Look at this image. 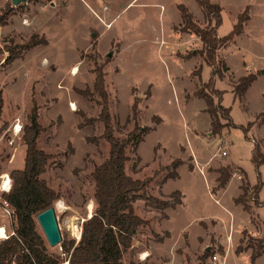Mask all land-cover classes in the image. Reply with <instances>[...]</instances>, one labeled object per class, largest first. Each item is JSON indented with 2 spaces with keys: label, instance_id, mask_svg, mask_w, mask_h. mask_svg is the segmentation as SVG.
Listing matches in <instances>:
<instances>
[{
  "label": "rangeland",
  "instance_id": "1",
  "mask_svg": "<svg viewBox=\"0 0 264 264\" xmlns=\"http://www.w3.org/2000/svg\"><path fill=\"white\" fill-rule=\"evenodd\" d=\"M71 1V9L65 11L67 0H26L17 5H13L10 0H0V17L7 19L6 27L0 26L1 46L6 43L22 44L32 34H37L38 38L42 37L47 42L38 45L40 51L28 55L26 53L31 48L24 51L18 57L23 59L14 65L12 62L0 65V93L3 98L0 126L4 123L7 125L0 130V173L10 175L12 169L23 167V127L27 123L31 100L34 99L39 108L38 121L45 128L37 139V146L52 155L40 178L60 195L53 205L61 202V207L56 208L55 205V209L62 240L77 242L75 229L78 230L88 217L87 206L90 201L91 212L94 209L91 172L94 165L108 157L109 149L108 142L103 138H99L96 143L86 141L88 136L101 135L102 123H83L77 113L81 111L86 117L93 118L99 112L94 100L76 92V89L86 86L92 89L93 62H96L97 66H103L115 136L124 137L136 124L154 127L156 123L155 118L152 119L153 115L161 119L144 136L136 150L131 145L126 151L129 157L125 164L126 173L133 178L150 181L145 195L156 196L163 177L170 171L172 160H182L177 168L178 179L167 180L162 191L181 190L185 194L186 206L174 212L169 223L158 225L169 228L173 231V237L179 240L180 225L194 218H218L222 228L229 224V220L235 225L245 223L247 212L233 206V212L228 214L224 207L215 204L206 188L205 179L198 171L191 172L187 164L191 169L193 163L200 167L203 164L204 174L211 176L216 175L219 167L229 165L231 176L235 174L241 183H248L247 178L252 185L258 180L263 182L259 199L264 201V163L256 168L251 161L254 143L259 145L264 154V120L256 119L264 110V0H210L221 6L222 20L217 28L218 36L231 31L237 15L245 8L248 16L243 31L216 52L217 60L225 61L231 71L224 72L221 78L216 77L215 87L224 91L221 104L230 108L232 122L237 127L225 126L220 134L211 135L208 134L209 116L203 110L204 100L192 95L199 86V78L193 71L200 67V80L205 82L210 77L211 67L200 55H193L201 49L199 39L180 31L179 4H183L200 25L206 23L195 0H133L127 7L126 4L131 0H105L108 2L107 13L115 16L111 23L101 13L93 11L94 7L102 9V0ZM49 2L53 3V7L48 6ZM42 4H46V13L37 17L35 14L40 12ZM104 22L109 23L110 27L105 28ZM16 23L25 28L21 30ZM87 26L91 27L85 38ZM96 29L103 31L98 40L103 55L97 50ZM87 42L95 43V46L85 48ZM118 42H122L125 49L115 59L113 54L119 46ZM40 53L44 54V66L39 63ZM109 53L111 56H108ZM5 55L0 57V63ZM187 55L191 56L184 58ZM74 66L78 71L73 75L71 70ZM248 74H255L256 79L248 87L245 100L239 102L229 90L234 81ZM93 97L97 99L95 94ZM134 97L138 99L136 116L131 112ZM71 102L75 104L74 110L70 106ZM15 118L20 120L22 131L20 138H15L10 144L12 136L7 129ZM259 120L263 122L259 124ZM248 122L253 124L246 139L238 126H245ZM221 123L226 125V120L221 119ZM222 151L226 155H221ZM240 167L247 176H244ZM209 188H212L211 184ZM237 188L235 182L230 180L222 205L234 204ZM250 191L251 187L248 193ZM166 196L158 198L165 199ZM138 200L136 214L142 216L143 212L149 211L146 214L153 215V223L156 222L155 218L163 217L162 210H151L143 199ZM250 201L248 199L247 203L250 204ZM254 206L250 205L251 212L255 214ZM257 212L264 219V204L258 207ZM15 224L16 221L5 218L0 209V225H5L9 232ZM200 224L203 228L208 227L207 235L199 232L190 247L186 240V245L177 250L181 258L178 264H212L210 257L213 254L219 255L220 263L223 261V246L216 244L210 226L204 222ZM190 226H187L189 232L196 233L197 228ZM262 229L259 224L255 233L242 230V246L253 243L255 239L264 240ZM37 230L42 234L38 224ZM145 234L152 240H158L156 236H160L154 232L148 236V230ZM143 237L141 235L140 239ZM145 242L148 244L147 240ZM47 248L50 253L59 254L61 259L64 257L60 244L53 247L47 244ZM137 255L135 251H126L125 260L131 261L130 264H141L138 259L132 258ZM166 260L148 258L144 264H165ZM224 264H264V253L253 263L248 253H226Z\"/></svg>",
  "mask_w": 264,
  "mask_h": 264
},
{
  "label": "trees",
  "instance_id": "2",
  "mask_svg": "<svg viewBox=\"0 0 264 264\" xmlns=\"http://www.w3.org/2000/svg\"><path fill=\"white\" fill-rule=\"evenodd\" d=\"M206 21L205 25H200L189 10L179 4L178 9L181 17L180 31L195 35L201 42V49L193 55H200L203 61L211 67L210 77L207 81L200 80V67L193 73L199 78V86L193 91L194 96L202 98L205 102L204 111L210 117L211 134H220L225 126L237 127L232 122L230 108L223 106L222 90L215 87L216 77L221 78L229 67L223 60H217V50L228 45L244 28L248 16L244 11L237 15V21L231 31L224 35H217V28L221 24V6L210 0H195ZM7 19L0 17V26H4ZM46 39L32 34L28 40L22 44L0 45V56L7 53L2 60V65L11 63L15 58L22 55L24 51L42 44L45 45ZM95 43H91L93 48ZM187 55L184 58H189ZM94 79L92 89L87 86L84 89H76L79 94L94 100L99 106V112L96 117H86L83 112L77 111L82 117L83 123L101 122L103 130L100 136H88L86 141L96 143L99 138H103L109 144L108 157L94 165L91 176L94 181V209L90 217L85 218L81 224V234L77 242L74 240H62L60 249L62 250V259L59 254L50 253L47 248L44 236L37 230L35 215L40 211L53 205L54 201L59 199L60 195L50 188L40 175L44 173L45 166L52 155L46 153L37 146V139L44 131V127L38 121V105L34 99L31 100V107L27 114V123L23 127V143L25 144L24 163L22 168L12 169L10 178L12 180L11 189L4 193L2 197L11 205L16 224L14 226V235L0 239V264H62L68 261V264H125L122 260L123 253L131 247L133 236L139 226L148 225V221L143 220L135 214L133 201L143 199L147 206L158 210L165 208H174L181 203V193L176 190L166 196L165 199L146 196V189L150 181L137 179L129 176L125 170V164L129 159L126 151L132 145L136 150L139 143L143 141L145 134L153 130V126L136 124L133 129L128 131L124 137L114 135V126L112 117L108 108L109 94L106 90L103 66H97L93 62ZM256 79L255 74L240 76L233 82L232 92L240 101H243L245 92ZM97 96L94 99L93 95ZM150 96V94H149ZM138 99L133 98L131 112L136 116ZM3 98L0 93V118L2 114ZM155 123L158 124L161 119L153 115ZM221 119L226 120V125L221 123ZM256 119L264 120V110L260 112ZM248 122L245 126H238L248 139L247 132L252 126ZM4 123L0 130L5 129ZM251 161L256 168L264 163V154L261 152L257 143L253 144L251 151ZM182 163L180 158H175L170 163V171L162 182L168 178L175 179L178 166ZM189 169L191 167L189 166ZM217 188H223L231 177L230 166H221L217 169ZM241 172L246 176L244 170ZM263 182L258 180L251 187L248 193V183H241V193L234 198L235 204H242L243 209L250 213L251 207L247 203L248 199L253 201L255 206L264 204L259 200V191ZM164 217V213L162 214ZM264 226V220L262 221ZM163 236H168L164 233ZM163 236H156L157 241H162ZM243 239L236 246V254L250 248V262L253 263L264 251V240L255 239L253 243L242 246ZM222 251V250H221Z\"/></svg>",
  "mask_w": 264,
  "mask_h": 264
},
{
  "label": "crops",
  "instance_id": "3",
  "mask_svg": "<svg viewBox=\"0 0 264 264\" xmlns=\"http://www.w3.org/2000/svg\"><path fill=\"white\" fill-rule=\"evenodd\" d=\"M81 1H84L86 2L85 0H81ZM92 1H95V0H92ZM133 2V0L129 1L127 4H126V7L129 6L131 3ZM51 2L48 3V6L50 7H53V5L50 4ZM102 3H103V6H102V9H98V8H93V11H95L96 13H101L102 16L105 17L106 21H110V23L114 20L115 16H111V14H108L107 11H108V2H106L105 0H102ZM67 4H68V7L66 9H64L65 11L71 9L70 5H72V1L71 0H67ZM57 5V4H56ZM45 6L46 4H42L40 6V9H39V13L35 14V16L38 17V15H41L42 13H46L45 12ZM55 6V5H54ZM123 6V4L121 5ZM93 7V6H92ZM69 8V9H68ZM94 12V13H95ZM203 16V15H202ZM106 23V22H104ZM181 23V22H180ZM179 24V23H178ZM17 25V23L15 24ZM21 30L24 29L25 27L23 25H17ZM6 27V25H5ZM91 26H87L85 31H84V37L86 38V36L89 34V29H90ZM110 27V26H109ZM105 28H108V27H105ZM97 30V29H96ZM98 31V36L96 37V41H97V50L98 52L102 54L103 50H100L99 47H98V40L100 38V35L102 34V30H97ZM38 32V31H37ZM48 40V39H47ZM114 40H112L111 42H113ZM200 41V40H199ZM110 42V43H111ZM119 43V46L117 47V49L114 50V54H113V57H115V59L121 55V52L125 49V46L122 44V42H118ZM201 43V42H200ZM7 44V43H6ZM8 45V44H7ZM91 46V44H87L84 46L85 48H88V46ZM110 45V44H109ZM108 46V45H107ZM82 47V48H84ZM38 48V45L34 46L31 48V50L29 52L26 53V55H28L29 53L31 52H34V51H40L37 49ZM80 48V49H82ZM107 49V47L105 48ZM104 49V51H105ZM107 52V51H106ZM4 54L7 55V53L5 52ZM6 55L4 56V58L6 57ZM26 55H24L23 57H25ZM42 55V56H41ZM0 57H3V54L0 56ZM38 57H40V60H39V63L42 64V66H44V63H43V58H44V54L40 53L38 55ZM3 58V59H4ZM20 59H23V58H15L13 61H12V64L14 65L16 62H18ZM0 61H1V58H0ZM37 64V63H36ZM0 65H2L0 63ZM70 67V66H69ZM117 70H118V67H116ZM229 71L230 68H229ZM232 89L233 87L231 86V90H229L230 92H232ZM245 95H246V92H245ZM245 95H244V98H245ZM194 97V96H193ZM192 97V98H193ZM149 98V97H148ZM190 98V99H192ZM234 98H236L234 96ZM243 98V100H245ZM188 99V100H190ZM237 99V98H236ZM238 100V99H237ZM239 101V100H238ZM240 102V101H239ZM204 108H205V102H204ZM71 110V109H70ZM204 110V109H203ZM73 111V110H71ZM208 114V113H207ZM209 116V115H208ZM14 121V120H13ZM12 121V122H13ZM161 122V121H160ZM159 122V123H160ZM263 121H260L259 120V124L262 123ZM209 124H210V117H209ZM157 124H155L154 128L156 127ZM153 128V129H154ZM209 128H210V125H209ZM209 128H208V131H209ZM228 132V131H226ZM226 132H223L224 134ZM146 135V134H145ZM248 135V134H247ZM187 152V151H186ZM192 154V153H191ZM226 155V154H225ZM194 156V155H193ZM196 160V159H195ZM185 163V162H184ZM237 166V165H236ZM239 167V166H237ZM187 168L189 169V166L187 164ZM241 168V167H240ZM203 164H202V167H200V165L198 164H194L193 163V167L192 169H189L191 172L193 171H198L199 174L205 179V182H206V188L207 190L210 192V195H212L213 197V200L215 202V204H218V205H221L222 207H224V209L227 211L228 214H231L233 212V209L234 207L238 206L239 208H241V210L245 211L243 209V206L242 204H232V205H222L223 204V196H224V193H225V190L228 186V184L230 183V180H232L233 182H235V185L238 187L237 188V194L234 198H236L242 191L240 189V185H241V182L237 180L235 174L234 176H231V178L228 180L227 184L223 187V188H217V177L219 175L218 172H216V175H213L211 176L210 174L206 175L204 174L203 172ZM242 169V168H241ZM177 170V169H176ZM200 170V171H199ZM244 170V169H242ZM178 173V172H177ZM246 173V172H245ZM179 175V174H178ZM247 176V175H246ZM179 177V176H178ZM175 178V179H178ZM171 178H168L167 180H169ZM236 179V180H235ZM166 180V181H167ZM163 182L160 186H159V192L157 193V195H153L154 197H161V196H165V195H169L171 192L173 191H180L181 193V203L180 204H177L174 208H171V207H168V208H165L163 209V213H164V217L160 218V219H156V222L153 223V221L151 220V217H153V215H150L149 214L147 215L146 213H149L148 212H143L142 216H139L138 214H135L138 215L140 218H142L143 220H146L148 221V225L146 226H139L135 235L133 236V240H132V244H131V247L129 249H127L126 251L128 252H133L135 251L136 253H138L137 256H134L132 258H136L138 259V262L141 263V264H144V261H147L148 258L149 259H152L154 258V260H161L162 258H166V262L165 264H178V262L181 260L180 258V255L177 254V250L179 248H182V246L186 245L185 244V241L187 240L188 241V247L192 246V244L194 243V239L196 240L197 239V235H199L200 233H204L205 235H207L206 231L208 229L207 228H203V226L200 224L201 222H204L207 226H210V231L211 233H213L214 235V238L216 239V244H220L221 246H223V250H224V254L222 255V259L223 261H221V264H224V258H225V255L226 253L229 254L231 252H234L236 246L240 243V240L243 239L241 235V231L242 230H247V232L249 233H255V229L259 226V224L262 225L263 227V232H264V226L262 224V221L264 219H262V217L259 216V213L257 212V209L259 206H254L253 209H255V214L252 213V208L250 210V213L247 212V219L244 220L245 223H240L239 225H235V223L233 222L232 224L230 223V220H229V224L225 227V228H222V226L220 225L219 223V219L218 218H209V219H200V218H194L192 220H189L188 222L186 223H183L180 225V230H179V234L180 237H179V240L175 239L173 237V231H171L169 228H162L160 225V223H169V221H171V218H172V214L178 210H180L181 208H184L186 206V202H185V194H183L181 192V190L179 189H174L170 192H165L164 189L162 191V187L164 186V184L166 183ZM247 182H248V185L250 187H252L253 185L249 182L248 178H247ZM212 185V188L210 189L209 188V185ZM259 196V195H258ZM233 198V199H234ZM260 200V199H259ZM139 200H135L133 201L132 205H133V208H134V211H135V208L136 205H138V202ZM261 201V200H260ZM234 202V201H233ZM253 204V201H250V204L249 205H252ZM234 206V207H233ZM151 210H153V208L151 207H147ZM160 211V210H159ZM157 214V213H155ZM154 214V215H155ZM230 216V215H229ZM159 224V225H158ZM195 226L197 228V232L196 233H190L187 226ZM1 226V225H0ZM5 226V225H4ZM146 230H148V233L149 235L148 236H151L153 235L152 233H157L158 235L160 236H163L162 234L164 233H168V236H163V239L162 241H157V240H152L151 238H148L147 235L145 234ZM200 232V233H199ZM160 233V234H159ZM142 236H145L143 237V239H140V237ZM186 237V239H185ZM148 241V244L147 242L145 241ZM251 242L247 243V244H250ZM148 245V246H146ZM136 248V250H135ZM126 251L123 253L122 255V260L125 264H130L131 261H126L125 260V254H126ZM182 251L185 252L184 249H182ZM250 251L251 249L248 248L238 254H236L234 252V254L236 255H241V254H245V253H248L250 255ZM264 253V251H263ZM262 253V254H263ZM261 254V255H262ZM150 255H152V257H150ZM260 257V256H259ZM257 259V258H256ZM181 263V262H180Z\"/></svg>",
  "mask_w": 264,
  "mask_h": 264
},
{
  "label": "built area",
  "instance_id": "4",
  "mask_svg": "<svg viewBox=\"0 0 264 264\" xmlns=\"http://www.w3.org/2000/svg\"><path fill=\"white\" fill-rule=\"evenodd\" d=\"M103 24L106 27L110 26L109 23H103ZM7 131H9L11 133L12 139L9 140V143L12 144L15 138H20V133L22 131V125L20 123V120L18 118H15L14 121L12 122V124L10 125V127H8ZM225 154H226L225 151L221 152V155H225ZM11 185H12V180L10 178L9 173H6V172L0 173V209H1L2 214L5 218H7L11 221H14L15 217H14L13 209H12L11 205L9 204V202L6 199H4L1 195L3 193H8L11 189ZM0 227H2V229L4 230V233H5V237H2L0 239H4L10 235H14L13 230L7 232L4 225H2ZM77 231H78V234L76 235V241H78L80 238L81 227H79V229ZM210 262L212 264H221L219 261V255L213 254L210 257ZM64 264H68V261H64Z\"/></svg>",
  "mask_w": 264,
  "mask_h": 264
},
{
  "label": "water",
  "instance_id": "5",
  "mask_svg": "<svg viewBox=\"0 0 264 264\" xmlns=\"http://www.w3.org/2000/svg\"><path fill=\"white\" fill-rule=\"evenodd\" d=\"M10 1L13 5L26 2V0H10ZM50 4L53 5L52 2ZM108 56H111V53H109ZM208 134L211 135V132H209ZM35 218L47 244L51 247L59 245L62 241V236L57 222L55 205H52L40 211L39 213L36 214Z\"/></svg>",
  "mask_w": 264,
  "mask_h": 264
},
{
  "label": "bare ground",
  "instance_id": "6",
  "mask_svg": "<svg viewBox=\"0 0 264 264\" xmlns=\"http://www.w3.org/2000/svg\"><path fill=\"white\" fill-rule=\"evenodd\" d=\"M77 71H78V68H77L76 66H74V67L72 68V70H71V74L74 75V74L77 73ZM70 106L72 107L73 110L75 109V104H74L73 102H71ZM55 205H56V208L61 207V202H58V203L55 204ZM87 209H88V211H89V214H88V217H89V216H91V214H92V212H91V209H92V202H91V201L88 203ZM75 231H76V234H78L77 229H75ZM2 237H5V233H4V230L2 229V227H0V238H2Z\"/></svg>",
  "mask_w": 264,
  "mask_h": 264
}]
</instances>
